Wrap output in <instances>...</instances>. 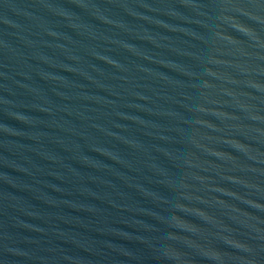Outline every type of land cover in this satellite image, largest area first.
Here are the masks:
<instances>
[{
    "label": "water",
    "instance_id": "obj_1",
    "mask_svg": "<svg viewBox=\"0 0 264 264\" xmlns=\"http://www.w3.org/2000/svg\"><path fill=\"white\" fill-rule=\"evenodd\" d=\"M0 264H264V0H0Z\"/></svg>",
    "mask_w": 264,
    "mask_h": 264
}]
</instances>
